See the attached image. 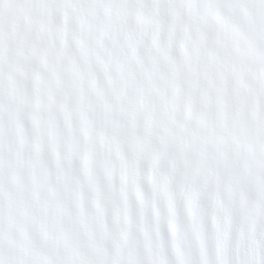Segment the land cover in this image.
<instances>
[{
	"label": "snow or ice",
	"instance_id": "6c2138e0",
	"mask_svg": "<svg viewBox=\"0 0 264 264\" xmlns=\"http://www.w3.org/2000/svg\"><path fill=\"white\" fill-rule=\"evenodd\" d=\"M0 264H264V0H0Z\"/></svg>",
	"mask_w": 264,
	"mask_h": 264
}]
</instances>
